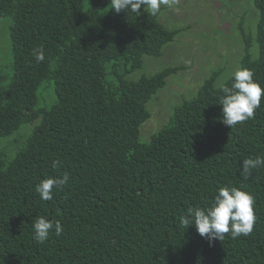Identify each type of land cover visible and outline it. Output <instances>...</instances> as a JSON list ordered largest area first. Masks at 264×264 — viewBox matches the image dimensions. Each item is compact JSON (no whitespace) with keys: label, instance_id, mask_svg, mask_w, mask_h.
<instances>
[{"label":"trees","instance_id":"trees-1","mask_svg":"<svg viewBox=\"0 0 264 264\" xmlns=\"http://www.w3.org/2000/svg\"><path fill=\"white\" fill-rule=\"evenodd\" d=\"M253 1L256 31L240 28L236 70L251 69L264 88V0ZM109 3L0 0L11 55L9 78L0 70V264H264V167L240 176L244 159L264 156V96L253 119L224 125L220 88L231 87L233 75L216 85L224 66L214 69L140 141L151 114L146 103L182 67L133 73L143 70L145 55H162L179 29L160 19L167 7L137 15L115 13ZM220 11L213 21H230ZM38 46L40 63L32 55ZM44 81L54 101L39 107ZM64 172L69 182L41 200L36 185ZM223 186L254 197L250 235L209 242L194 225H180L189 207L211 205ZM37 216L60 222L63 233L38 243Z\"/></svg>","mask_w":264,"mask_h":264},{"label":"rangeland","instance_id":"rangeland-1","mask_svg":"<svg viewBox=\"0 0 264 264\" xmlns=\"http://www.w3.org/2000/svg\"><path fill=\"white\" fill-rule=\"evenodd\" d=\"M177 4L181 5L170 9V14L162 12L163 18L160 19L166 18L167 27L179 31L171 41L163 45L162 55H145L143 70L133 73V77L137 78L141 72L149 75L165 67H182L171 73L166 78V84L146 103L151 114L140 125L139 139L142 142L148 141L151 134L167 121L171 106L195 96L197 88L214 69L218 70L224 66L215 82L216 85L225 82L236 70L237 60L244 53L240 28L243 27L245 33L256 31L258 11L253 0H177ZM221 9L220 15L226 13L227 19L231 18L232 22L223 21L218 24V20L213 21V17L218 18V10ZM9 23V19H0V70L6 78L10 76L11 64L6 29ZM229 24L232 26L228 34L225 30ZM224 34L232 37L228 36V39L222 41L220 36ZM249 50L255 57L257 52L255 42ZM37 95L39 107L49 106L54 101L51 82L44 81Z\"/></svg>","mask_w":264,"mask_h":264},{"label":"clouds","instance_id":"clouds-1","mask_svg":"<svg viewBox=\"0 0 264 264\" xmlns=\"http://www.w3.org/2000/svg\"><path fill=\"white\" fill-rule=\"evenodd\" d=\"M177 0H110V9L115 13L131 12L140 14L141 8L147 14L156 16L162 6L172 9ZM36 62L45 60V52L42 46L32 50ZM231 87L221 85L219 104L222 106V123L230 128L245 121L253 119L256 110L261 105L264 96V88L253 80L254 73L249 68H240L233 74ZM54 169L60 167V161L54 160L51 165ZM264 167V156L247 158L242 161L240 176L247 179L253 169ZM70 175L64 172L56 177L43 179L35 187L40 199L50 201L53 199V190H62L69 182ZM256 215L254 213V197L242 187L223 186L217 189V195L207 207H189L186 213L179 217L180 225L187 229L194 225L197 233L209 242L222 241L226 234L236 239L240 236H248L252 233ZM34 239L38 243H44L51 232L56 236L63 233L60 222L53 223L44 216H37L33 223Z\"/></svg>","mask_w":264,"mask_h":264}]
</instances>
